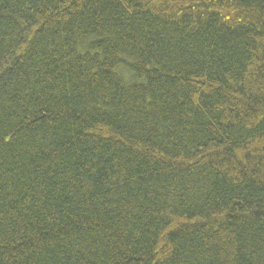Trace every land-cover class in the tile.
<instances>
[{
  "label": "trees",
  "instance_id": "1",
  "mask_svg": "<svg viewBox=\"0 0 264 264\" xmlns=\"http://www.w3.org/2000/svg\"><path fill=\"white\" fill-rule=\"evenodd\" d=\"M0 264H264V0H0Z\"/></svg>",
  "mask_w": 264,
  "mask_h": 264
}]
</instances>
